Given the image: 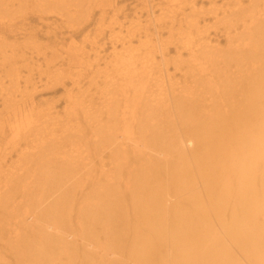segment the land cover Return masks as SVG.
I'll list each match as a JSON object with an SVG mask.
<instances>
[{
    "label": "bare ground",
    "instance_id": "1",
    "mask_svg": "<svg viewBox=\"0 0 264 264\" xmlns=\"http://www.w3.org/2000/svg\"><path fill=\"white\" fill-rule=\"evenodd\" d=\"M258 1L210 14L227 48L181 46L176 81L143 53L111 62L99 109L82 108V125L76 100L64 111L78 143L62 126L39 136L26 108L12 113L0 127V264H264Z\"/></svg>",
    "mask_w": 264,
    "mask_h": 264
},
{
    "label": "rangeland",
    "instance_id": "2",
    "mask_svg": "<svg viewBox=\"0 0 264 264\" xmlns=\"http://www.w3.org/2000/svg\"><path fill=\"white\" fill-rule=\"evenodd\" d=\"M65 1L68 5L57 9L48 7L51 4L47 1L0 0V127H8L6 120L12 113L26 108L39 136H48L62 126L66 139L76 143L80 142L78 137L66 131L64 111L71 100H76L78 105H74L79 109L82 125L84 107L90 108L89 113L99 109L97 98L101 92L109 91L104 89L101 76L113 74L111 62L126 57L141 62L143 53L144 57L152 58L154 71L160 70L158 74L162 75L164 66L176 81L177 54L185 58L181 46L196 43L200 47L208 42L218 49L227 48L222 35L225 21L216 22L210 14L221 17L236 2L240 7L260 3L258 0ZM259 8L262 10L259 6L258 11ZM129 29L139 35L132 36L128 49H122L121 38ZM161 52L166 53L164 60ZM1 135L0 131L3 139ZM16 159L20 158L13 155V160ZM63 183L70 185L65 179ZM12 213L21 217L18 208Z\"/></svg>",
    "mask_w": 264,
    "mask_h": 264
}]
</instances>
